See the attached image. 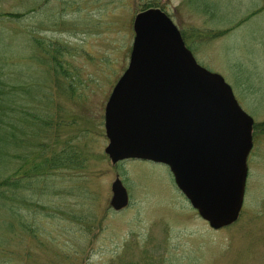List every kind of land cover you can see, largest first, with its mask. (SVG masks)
Here are the masks:
<instances>
[{"label": "rangeland", "instance_id": "1", "mask_svg": "<svg viewBox=\"0 0 264 264\" xmlns=\"http://www.w3.org/2000/svg\"><path fill=\"white\" fill-rule=\"evenodd\" d=\"M149 9L173 19L255 120L244 205L228 228L201 218L167 165H113L105 153L106 105ZM4 13L0 264H264V0H0ZM117 176L131 198L123 211L110 205Z\"/></svg>", "mask_w": 264, "mask_h": 264}, {"label": "water", "instance_id": "2", "mask_svg": "<svg viewBox=\"0 0 264 264\" xmlns=\"http://www.w3.org/2000/svg\"><path fill=\"white\" fill-rule=\"evenodd\" d=\"M127 70L106 106V154L170 167L179 190L214 230L236 223L245 200L255 121L224 78L200 66L161 9L139 13ZM111 207L130 199L117 176Z\"/></svg>", "mask_w": 264, "mask_h": 264}, {"label": "trees", "instance_id": "3", "mask_svg": "<svg viewBox=\"0 0 264 264\" xmlns=\"http://www.w3.org/2000/svg\"><path fill=\"white\" fill-rule=\"evenodd\" d=\"M0 15H6V13L4 14H0ZM5 83L4 80H2V78H0V136L1 134L4 132V128L5 127H9V125H12L10 122H8L6 119L8 117V112L9 110H11L12 108H10V96H8V92L5 93V91L7 90L5 87ZM1 141H3V139H0V155L3 154V150L4 148L1 146ZM74 166L79 167V161H76L74 163ZM26 167V166H25ZM34 174L38 171V167L36 169H31L30 172H33ZM26 178H28L27 176H25ZM7 182V180H6ZM3 186V185H1ZM5 186V185H4ZM11 187V186H10ZM9 188V186H8ZM13 189H15V187H13Z\"/></svg>", "mask_w": 264, "mask_h": 264}]
</instances>
